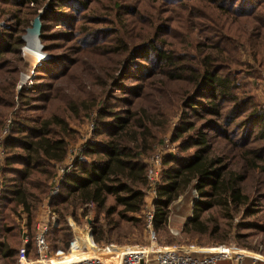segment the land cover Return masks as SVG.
Instances as JSON below:
<instances>
[{
	"label": "trees",
	"instance_id": "obj_1",
	"mask_svg": "<svg viewBox=\"0 0 264 264\" xmlns=\"http://www.w3.org/2000/svg\"><path fill=\"white\" fill-rule=\"evenodd\" d=\"M43 2L0 0V128L15 108L2 139L0 258L17 256L22 235L18 246L8 239L18 234L19 223L31 250L39 203L66 156L72 119L52 108L57 102L89 117L96 139L49 198L59 216L46 235L53 252L68 251L74 234L66 215L75 218L81 205L95 206L91 231L97 244H112L106 237L109 214L142 219L144 158L166 131L173 108L179 119L170 139L177 153L162 156L153 228L167 236L169 207L192 185L198 199L181 232L201 244L234 240L256 250L233 220L241 213L261 221L248 226L264 228V104L253 91L264 68V0H47L41 40L50 49L55 40L65 41L60 48L66 49L35 67L40 77L22 87L15 102L19 37ZM110 56L116 62L111 69ZM88 62L103 69L95 75L100 90H91L75 71ZM109 197L113 204L106 205ZM211 210L220 211L228 226L205 221Z\"/></svg>",
	"mask_w": 264,
	"mask_h": 264
},
{
	"label": "rangeland",
	"instance_id": "obj_2",
	"mask_svg": "<svg viewBox=\"0 0 264 264\" xmlns=\"http://www.w3.org/2000/svg\"><path fill=\"white\" fill-rule=\"evenodd\" d=\"M107 2V1H106ZM47 4V0H44L43 4L39 7V8H43L45 7V5ZM29 6H34L31 3L28 4ZM38 8V9H39ZM38 9L36 11V14L34 15V17L37 15L38 13ZM42 16V15H41ZM31 18V21L33 20V18ZM4 21L1 22V24H3ZM31 26V23L29 24L28 27ZM27 28V27H26ZM50 29H52V31H56L58 28H56L55 25L51 24ZM26 33V29L25 31L20 35V40L22 42V46L20 48V53L19 56L21 58V61L19 62V67H18V80L15 83L14 86V100L15 102H17V93L19 92V90L22 87L28 88L30 87L36 80V78L40 77L39 75H36L35 72V67L36 66H42L44 64L45 61H49L53 59V56H55L56 53L61 54V52L65 51L66 48H60L63 47L66 42L62 41V40H55L56 46H51L50 49L49 46H47V44L45 42H43L41 40L42 37V29H41V36H40V43H38L37 46H39V48L37 49V51L29 49L27 46V41L25 43L24 38H25V34ZM57 47V48H54ZM35 56V57H34ZM77 56H78V52H77ZM80 56V55H79ZM37 57H40L41 62L40 64H37ZM110 66L109 69H111V67H113L116 62L113 61V56H110ZM75 71L80 72L84 77L86 82L88 83V86L90 87V89L92 90V86H94L96 89L100 90V86H97L96 80H95V75H99L103 72L102 67L99 64L96 63H91L88 62V64H85L83 66H79V64L76 65L75 67ZM105 76V75H104ZM258 81L256 82V87H254L253 91H255L254 93L257 95L258 99L264 104V68L259 70V76H258ZM75 93V92H74ZM76 94H79L78 96L83 95L84 93L82 92V89L79 88V92H76ZM117 95H120V93H118ZM56 107L57 110H62L63 112H68L69 115L71 116V121L69 123V127H71L73 129V133L71 135V137H69L68 140V145H67V156L70 154H75L76 153V157H83V151L85 150V147L87 145V143L90 140H95V135L93 134L94 132V122L89 118V117H83L81 114H79L77 116V114L75 113V111L70 108V107H66V109L64 110V105L60 102H57L55 104L52 105V108ZM14 109L9 110L4 118H3V123L1 125L0 128V136H2V139L7 135V133L10 131L11 126H12V116L14 113ZM10 118L11 120V125L9 127V131L5 134H2V127L4 126V124L8 121L7 119ZM168 127L166 129V131H162L159 132V134L157 135L156 139L153 141L152 145H151V149L148 153V155L145 156V160H148L150 155L156 153L157 151L162 153V156L165 155L166 153H173L172 151H175V153H177V143L176 141H172L170 139L171 137V133L174 129V126L177 124L178 119H179V112L177 110V108H173L172 111L170 112L169 116H168ZM2 139H1V144H0V148L2 149ZM3 150V149H2ZM72 150L73 153H70ZM4 152V150H3ZM4 156H5V152H4ZM87 158V156H86ZM78 159V158H77ZM84 160V157H83ZM56 172V170H55ZM146 190V194H145V203L143 205V209H142V216H140V218H142L140 221L136 222V221H127L125 219L120 218L116 212H113L112 214H109L108 216V222H107V227L109 228V230L106 232V237L108 238L109 242H111L112 244H116L119 246H143V245H148L150 244V238H149V232L148 229L146 227V213H148L149 211H152V197L149 195V191L147 189V187H145ZM49 192L47 194V196L45 198L42 199V201L39 203L38 209H37V213H36V218L38 215L42 214L39 218L36 219V223L38 222V220H40L44 215H46V212L49 210L50 212H54L56 214V225L59 221V216L58 214L52 210V208L49 205ZM198 199V193L195 190L194 187H192V185L188 186L185 191L183 192V194H180L170 205L169 207V215H168V220H167V225H166V231H167V236H163V234H159L158 232L154 230L155 236H156V245L158 246H162V245H170L171 243H175V242H182L184 244L187 243H195L197 244L196 246H202V247H212V246H217L219 244L216 243H212V244H201L197 242L198 237H193L191 235H185L181 232L182 226L184 224V222L192 215L193 212V205L195 203V201ZM48 204V206H47ZM113 204V197H109L107 199L106 205H111ZM82 211H84V214H81ZM76 217H71L70 215H66L67 219H70L74 222L75 228L78 227L80 228L77 231V236L75 239V243L77 242V240L79 239V236H84L85 234L88 232V227L87 225L90 226V232H91V237H92V243L94 244L95 247H101L104 248L107 245H109V243H100L97 244L96 242H94L93 236H92V225H93V219L95 217V215L97 214V211L95 210V206L93 204H84L81 205L77 208L76 210ZM209 216L204 215L203 219L205 221H207L208 223L210 222H217L218 225L220 227H222L224 224L227 225L228 224V220L227 218H225L220 211L218 210H211L209 212ZM100 216H102V213H100ZM139 216V215H138ZM233 222L236 223V225H240L239 226V233H241V235H244L245 238H242L243 241L246 242V244L249 245H254L257 247L256 250H252L251 248L248 247H242V246H238L236 245V242L234 240L230 241L228 244H220V245H230V246H234L237 247L239 249H243L245 251H251L257 255L263 256L264 257V228H255V227H251L248 226V223H261V221L256 218V217H243L241 216V213H239L238 215L235 216ZM103 224L106 222H102ZM52 224V225H55ZM228 226V225H227ZM72 228V227H71ZM82 228V229H81ZM236 228H232L231 229V234L233 235V233L235 232ZM18 234H16V236L14 235V232H12L9 235V245L11 244V246H18L19 242H20V237L21 235L26 232V230L24 229V227H22V224L19 223L18 226ZM167 238L171 243L167 244L165 243L164 239ZM167 240V241H168ZM191 245V244H188ZM76 248H79L78 245H76ZM75 247H73L71 250H73ZM71 250L68 249V252H70ZM80 250V249H79ZM81 251V250H80ZM109 250H103V252H107ZM66 251V253H62L60 255L57 256V258H63L66 256V254L68 253ZM250 261L249 259H246L245 264H249ZM0 264H16L15 262V258L13 257H9L8 259H4V258H0ZM220 264V263H219Z\"/></svg>",
	"mask_w": 264,
	"mask_h": 264
},
{
	"label": "built area",
	"instance_id": "obj_3",
	"mask_svg": "<svg viewBox=\"0 0 264 264\" xmlns=\"http://www.w3.org/2000/svg\"><path fill=\"white\" fill-rule=\"evenodd\" d=\"M40 62L41 59H38L36 65L40 64ZM7 120L8 121L2 127V134L9 131L11 119L8 118ZM1 139L2 136H0V144ZM70 151V153H73L72 150ZM172 152L174 153L175 151ZM82 156L84 157V155ZM83 157H76V153L67 156L66 153L64 160L57 165L56 172L50 180L51 188L49 190V198L58 193L59 184L63 177L71 170L74 161L83 160ZM3 159L4 152L0 148V190L3 182L1 174ZM146 161L148 163L146 187L149 191V195L152 197L153 194L154 197L160 177L162 153L157 151L150 155L149 159ZM153 197L151 198L152 200ZM56 217L54 212L48 210L46 215L38 220L30 251H28L29 236L27 232L22 234L21 243L17 251L16 264H219L222 262L227 264H245L246 259H249V264H256L258 261L264 264L263 256L253 257L249 255L247 251L230 245L202 247L193 244L174 243L158 246L156 245V236L153 230L152 211L146 213L145 216L150 244L143 246H119L116 244H109L107 247H112L113 249L122 247L123 249L117 253L113 251L111 254L105 256H84L61 261L57 260L56 257L66 252L60 249L53 252L46 239L48 226L56 223ZM88 236L92 242L89 225ZM75 239L76 237L70 242L69 250L75 246ZM93 247L96 248L94 244Z\"/></svg>",
	"mask_w": 264,
	"mask_h": 264
},
{
	"label": "bare ground",
	"instance_id": "obj_4",
	"mask_svg": "<svg viewBox=\"0 0 264 264\" xmlns=\"http://www.w3.org/2000/svg\"><path fill=\"white\" fill-rule=\"evenodd\" d=\"M27 41L28 44V48L37 51V49L39 48L38 43H36L35 41H32L30 38H24ZM35 57V56H34ZM37 60L40 59V57L36 58ZM79 239L77 240V242L75 243L76 245H78L79 247L81 245H85L86 249L84 251H80L79 248H76V246H74L75 248L73 250H71L70 252H68L66 254V256L64 258H57V260H68V259H72L73 257H84V256H94V255H98V256H105L107 254H111L113 251L114 252H120L123 248H112V247H93V244L91 242L90 237L88 236V232L85 234L84 236H79ZM109 250L107 252H103V250ZM247 253L253 257H260V255H257L251 251H247ZM76 255V256H74Z\"/></svg>",
	"mask_w": 264,
	"mask_h": 264
},
{
	"label": "water",
	"instance_id": "obj_5",
	"mask_svg": "<svg viewBox=\"0 0 264 264\" xmlns=\"http://www.w3.org/2000/svg\"><path fill=\"white\" fill-rule=\"evenodd\" d=\"M43 13V8L38 9L37 15L31 21V26L26 28L25 38H30L32 41L36 43H40L41 29H42V21L41 15Z\"/></svg>",
	"mask_w": 264,
	"mask_h": 264
},
{
	"label": "crops",
	"instance_id": "obj_6",
	"mask_svg": "<svg viewBox=\"0 0 264 264\" xmlns=\"http://www.w3.org/2000/svg\"><path fill=\"white\" fill-rule=\"evenodd\" d=\"M41 215H42V214L38 215L37 218H39ZM44 216H45V215H44ZM37 218H36V219H37ZM68 222H69L70 226L72 227L73 234H74V236H73V240H74V238L77 236V231H78L80 228H78V227L75 228L74 222H73L72 220L68 219ZM87 227H88V225H87ZM81 229H82V228H81ZM89 229H90V226H89ZM75 230H77V231H75ZM90 236H91V232H90ZM91 238H92V237H91ZM11 248H12V247H10V249H11ZM79 249H80L81 251H84V250L86 249V247H85V245H81V246L79 247ZM74 256H76V255H74ZM14 258H15V262H16V257H14ZM63 258H64V257H63ZM73 258H74V257H73ZM220 264H227V263L222 262V263H220Z\"/></svg>",
	"mask_w": 264,
	"mask_h": 264
}]
</instances>
